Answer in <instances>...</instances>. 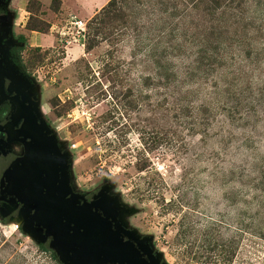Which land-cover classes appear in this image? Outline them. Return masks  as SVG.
I'll return each instance as SVG.
<instances>
[{"label": "rangeland", "instance_id": "374dc122", "mask_svg": "<svg viewBox=\"0 0 264 264\" xmlns=\"http://www.w3.org/2000/svg\"><path fill=\"white\" fill-rule=\"evenodd\" d=\"M90 1L0 0L72 188L105 190L162 264H264V0ZM3 207L0 264H65Z\"/></svg>", "mask_w": 264, "mask_h": 264}, {"label": "water", "instance_id": "95a60500", "mask_svg": "<svg viewBox=\"0 0 264 264\" xmlns=\"http://www.w3.org/2000/svg\"><path fill=\"white\" fill-rule=\"evenodd\" d=\"M3 38L8 60L13 43L6 34ZM10 67L15 73L16 67ZM40 121L51 134L49 141L30 136L25 156L14 161L0 181L1 187L10 184L2 192L12 197L8 202L20 217L19 226L55 249L65 264H162L149 241L126 227L123 209L108 199L105 190L88 200L72 191L70 158L61 154L46 121L42 117ZM11 211L0 209L4 217Z\"/></svg>", "mask_w": 264, "mask_h": 264}, {"label": "flooded vegetation", "instance_id": "af4514ba", "mask_svg": "<svg viewBox=\"0 0 264 264\" xmlns=\"http://www.w3.org/2000/svg\"><path fill=\"white\" fill-rule=\"evenodd\" d=\"M5 25V27H4ZM0 37L3 45L0 47V181L3 173L7 168L11 167L16 160L25 156L26 149L31 144L32 137H39L48 140L51 136L45 129L40 126L41 117L38 116L39 107L37 98L32 88L23 80L14 76V71L10 67L11 63L4 60L3 49L6 39L3 34L8 37L6 30L7 21L0 16ZM9 38V37H8ZM11 49L9 50L10 53ZM48 125V124H47ZM49 127V126H48ZM50 128V127H49ZM30 136H32L30 138ZM49 141V140H48ZM61 154L65 153L63 146L57 142ZM45 179V176H42ZM4 184V182H3ZM9 186L10 184H5ZM1 187L0 182V207L9 205L12 198L7 193L6 187ZM71 185V181H70ZM72 187V185H71ZM76 194H79L74 191ZM98 194V193H97ZM84 196L86 200L97 195ZM81 195V194H79ZM17 204L20 206L19 202Z\"/></svg>", "mask_w": 264, "mask_h": 264}, {"label": "trees", "instance_id": "16d2710c", "mask_svg": "<svg viewBox=\"0 0 264 264\" xmlns=\"http://www.w3.org/2000/svg\"><path fill=\"white\" fill-rule=\"evenodd\" d=\"M125 1L128 2L129 6L131 8H134V7L136 8V6L142 5V4H140V1L141 0H123V2H125ZM119 2H120L119 0H110L109 3L106 6V9L115 10L116 9L115 7H117V5L120 4ZM206 2L209 3L214 10L221 9V7L219 5L220 0H206ZM59 5H60L59 0H52L51 10L54 11V12H58ZM224 7H226V6H224ZM104 11H105V9H104ZM97 15H95V16H97ZM95 16L92 19L93 20L92 23H97V21H98V19ZM48 28H49V25L46 22H44V21L41 22V27H38L37 25H28V29L29 30L37 31V32H40V33H46L48 31ZM209 29L210 30H213L214 27H209ZM209 29H207V30H209ZM99 33H100V31L98 29V31H96L95 34L97 35ZM86 36H87V34H86ZM221 57L222 56H219V53L215 54L212 62H211V59H210L208 61V63L206 64V66H208V68H210V67L213 68L214 65H215L216 68H220L221 66H218L219 65V62L218 61L220 59H222Z\"/></svg>", "mask_w": 264, "mask_h": 264}, {"label": "built area", "instance_id": "2783aa9c", "mask_svg": "<svg viewBox=\"0 0 264 264\" xmlns=\"http://www.w3.org/2000/svg\"><path fill=\"white\" fill-rule=\"evenodd\" d=\"M71 24L74 28L73 32H72L73 39L75 41H79V40L85 41L86 40V34H87L86 23H83L80 20H75Z\"/></svg>", "mask_w": 264, "mask_h": 264}, {"label": "crops", "instance_id": "0c3cea01", "mask_svg": "<svg viewBox=\"0 0 264 264\" xmlns=\"http://www.w3.org/2000/svg\"><path fill=\"white\" fill-rule=\"evenodd\" d=\"M97 1L98 0H91L89 3H88V5L89 6H95L96 4H97ZM103 6V3L100 5V6H98L97 7V9H99L100 10V8ZM94 13H96V12H93V13H87V15H86V17H88V19H91L95 14ZM44 36H48V35H45V34H41V38H39V41L38 42H40L41 44H43V42H44Z\"/></svg>", "mask_w": 264, "mask_h": 264}]
</instances>
